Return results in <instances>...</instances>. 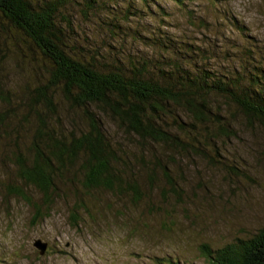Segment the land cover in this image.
<instances>
[{
    "label": "trees",
    "instance_id": "1",
    "mask_svg": "<svg viewBox=\"0 0 264 264\" xmlns=\"http://www.w3.org/2000/svg\"><path fill=\"white\" fill-rule=\"evenodd\" d=\"M206 1L213 27L185 0H0L4 199L24 202L34 225L68 203L77 229L103 197L169 218L184 203L190 160L251 181L219 150L237 138L235 123L264 139V44L219 11L220 0ZM171 11L201 37L170 35ZM10 51L33 71L22 84L8 75ZM198 255L203 264H264V227L219 248L201 244Z\"/></svg>",
    "mask_w": 264,
    "mask_h": 264
},
{
    "label": "rangeland",
    "instance_id": "2",
    "mask_svg": "<svg viewBox=\"0 0 264 264\" xmlns=\"http://www.w3.org/2000/svg\"><path fill=\"white\" fill-rule=\"evenodd\" d=\"M220 1L219 11L224 10L228 17L233 15L258 43L264 44V0ZM185 2L197 15L205 16L213 27L215 20L211 11L215 9L206 0ZM164 6L175 8L168 1ZM171 13L167 19L170 35H199L197 28L195 31L187 23L183 24V19H177L174 11ZM148 19L145 18L147 24ZM177 23L181 32L173 27ZM18 41L25 45L22 38ZM132 47L136 48L133 53L146 51L138 45ZM5 57L13 82L22 84L30 79L33 71L26 61L15 59L11 51ZM235 126L237 138L219 151L242 170H249L251 181L230 179L224 171L212 168L203 160H190L188 181L181 184L184 203L172 212L169 210V218L163 214L153 217L142 214L140 207L123 209L109 197H103L104 205L92 216L82 214L84 222L77 229L69 225V205L62 201L56 203L47 218L34 225L32 210L21 200L4 199L0 186V264H155V259L161 257L203 264L198 255L201 244L219 248L234 239L252 237L264 227V161H259L264 139L256 128L247 129L238 123ZM110 127L109 133L115 135L116 130ZM223 149L226 150L223 152ZM30 193L35 199L37 195ZM162 223L166 224L162 229L168 228L164 233L160 231ZM35 241L47 245L43 255L33 246Z\"/></svg>",
    "mask_w": 264,
    "mask_h": 264
},
{
    "label": "water",
    "instance_id": "3",
    "mask_svg": "<svg viewBox=\"0 0 264 264\" xmlns=\"http://www.w3.org/2000/svg\"><path fill=\"white\" fill-rule=\"evenodd\" d=\"M33 246L40 250V255H43L45 253L47 245L42 243L41 241H35Z\"/></svg>",
    "mask_w": 264,
    "mask_h": 264
}]
</instances>
